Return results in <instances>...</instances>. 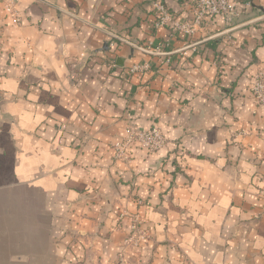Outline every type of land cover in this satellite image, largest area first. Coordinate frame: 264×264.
<instances>
[{"label":"crops","instance_id":"0c3cea01","mask_svg":"<svg viewBox=\"0 0 264 264\" xmlns=\"http://www.w3.org/2000/svg\"><path fill=\"white\" fill-rule=\"evenodd\" d=\"M12 1L0 264H264V0H230L233 22L211 16L193 35L156 28L154 3L189 19L195 0ZM153 125L161 149L115 158L128 127ZM131 213L152 236L133 249Z\"/></svg>","mask_w":264,"mask_h":264},{"label":"built area","instance_id":"2783aa9c","mask_svg":"<svg viewBox=\"0 0 264 264\" xmlns=\"http://www.w3.org/2000/svg\"><path fill=\"white\" fill-rule=\"evenodd\" d=\"M12 7L13 5H9L8 9L12 10ZM156 12L157 20L154 24L156 28L170 26L173 32L187 35L195 34L208 17L223 16L227 22H232L239 15L237 3H233L230 0H196L193 17L189 19L175 18L162 3L156 4ZM112 64L115 65V61ZM151 69L152 63L150 61L136 62L130 67V73L142 76ZM252 88L255 98L264 104V70L259 71L254 76ZM165 142V135L156 125L149 129L128 127L123 140L115 145V158L122 161L128 160L127 149L131 145H137L148 151H156L161 149Z\"/></svg>","mask_w":264,"mask_h":264},{"label":"rangeland","instance_id":"374dc122","mask_svg":"<svg viewBox=\"0 0 264 264\" xmlns=\"http://www.w3.org/2000/svg\"><path fill=\"white\" fill-rule=\"evenodd\" d=\"M233 3H237L238 7H239V3L236 2V1H231ZM13 1L12 0H6V6L8 8L9 5H13ZM157 3H162L165 5V3L159 1V2H155L154 3V10H155V15H156V18H155V22L154 24L156 23V20H157V12H156V4ZM250 5V3H246V6ZM166 6V5H165ZM167 7V6H166ZM195 7H196V0H195V6H194V9H193V12L195 10ZM167 9L169 10V8L167 7ZM170 11V10H169ZM170 13L172 14V16H174L173 12L170 11ZM175 17V16H174ZM235 19V18H234ZM233 19V20H234ZM233 22V21H232ZM202 25V24H201ZM177 33V32H176ZM259 102V101H258ZM262 104V103H261ZM264 105V104H263ZM142 148V147H141ZM145 149V148H143ZM147 150V149H146ZM157 151V150H156ZM116 152V150H115ZM149 152H154V151H149ZM128 154V152H127ZM131 159L129 158L128 156V160H125L126 162L130 161ZM119 161H122V160H119ZM126 216V215H125ZM130 217V235L127 237V239L124 241V246L125 248H135V247H139L141 245V243L149 238H151V233L149 232V230L145 229L143 227V221L140 217L139 214L135 213V214H132L129 216Z\"/></svg>","mask_w":264,"mask_h":264},{"label":"water","instance_id":"95a60500","mask_svg":"<svg viewBox=\"0 0 264 264\" xmlns=\"http://www.w3.org/2000/svg\"><path fill=\"white\" fill-rule=\"evenodd\" d=\"M123 62H124V58L119 57V58L117 59V63H118L119 65H123Z\"/></svg>","mask_w":264,"mask_h":264}]
</instances>
